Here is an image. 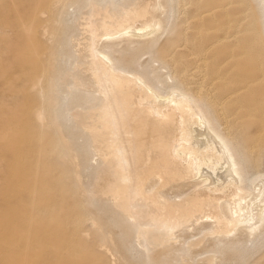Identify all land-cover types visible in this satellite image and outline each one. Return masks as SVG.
Wrapping results in <instances>:
<instances>
[{
	"label": "rangeland",
	"instance_id": "rangeland-1",
	"mask_svg": "<svg viewBox=\"0 0 264 264\" xmlns=\"http://www.w3.org/2000/svg\"><path fill=\"white\" fill-rule=\"evenodd\" d=\"M135 4L0 0V264H209L211 257L213 264H264V224L254 232L216 237L207 234L216 227L214 219L204 215L173 232L149 219L139 223L127 218L107 193L116 176L103 160L102 147L83 132L81 115L71 119L76 113L66 110L70 90L86 87L95 92L92 31L95 47L106 46L126 72L145 74L161 94L182 78L183 89L204 102L206 96L196 88L207 81L192 75L198 72L193 53L213 42L223 28L229 35L243 29L250 16L264 39L262 5L257 0H153L151 18L141 14L145 21L158 22L151 41L116 33L119 24L129 21ZM226 21L230 23L224 25ZM261 48L259 61L246 63L239 57L223 63L224 69L230 68L227 77L259 76L254 66L263 63L264 69ZM229 49L241 51L237 46ZM217 50L207 55L226 51L221 46ZM182 67L190 72L181 75ZM243 95L249 108L240 109L238 127L232 125L230 112L224 118L215 112V100L204 110L218 133L238 137L243 171L257 180L264 177V76ZM248 111L254 114L245 116ZM193 183H175L162 193L177 201L191 192ZM231 238L239 239L236 248L242 255L225 261L216 250L229 247L231 254L235 247L225 244Z\"/></svg>",
	"mask_w": 264,
	"mask_h": 264
},
{
	"label": "bare ground",
	"instance_id": "bare-ground-1",
	"mask_svg": "<svg viewBox=\"0 0 264 264\" xmlns=\"http://www.w3.org/2000/svg\"><path fill=\"white\" fill-rule=\"evenodd\" d=\"M257 1L262 5L264 16V0ZM152 3L153 0H136L129 21L123 27L119 24L116 33L154 41L158 22H147L141 17L146 13L147 19L151 18ZM228 23L230 21L224 25ZM229 33L223 28L213 35V42L196 48L193 53L192 61L198 72L192 75L198 73L207 81L197 82L196 89L206 96L202 102L183 89L185 80L182 78L177 79L176 87L169 93L161 94L158 87L146 80L145 74L126 72L124 66L115 64L106 52V46L95 47L96 34L92 31L91 65L95 92L86 87H80V92L70 90L66 96L71 94L72 97L66 110L67 114L69 110L76 113H72L71 119L81 115L79 121L83 132L102 147L103 160L116 176V180L107 186V193L127 218L139 223L149 219L153 225L170 232L193 219L198 223L202 217L212 218L216 227L207 234L216 237L225 234L227 237L241 230L254 232L264 224V177L255 180L243 171L238 137L227 139L218 133L204 110L211 100H215V112L223 118L224 112H230L232 125L238 127L239 111L248 106L243 93L251 83L264 76L263 63H259L260 68L254 66L260 73L255 79L245 80L240 75L227 77L230 68L224 69L223 63L239 57H244L246 63L259 61L260 47H264V39L252 16L243 29ZM220 46L226 50L224 55L219 52L207 55ZM236 46L240 52L229 49ZM188 71L186 67L178 70L181 75ZM255 94L256 91L251 95ZM197 101H201V105ZM233 104L236 106L232 107ZM251 114L254 113L248 111L244 115ZM39 117L44 118L42 111ZM188 180L194 183L186 197L177 201L164 197L163 188ZM141 231L145 236L146 229L141 227ZM226 241L225 244L235 247L231 254H227L229 247L216 250L222 257L225 255V261L238 258L236 253L242 255V250L236 248L239 239ZM197 243H191L190 247ZM213 261L211 257L209 264Z\"/></svg>",
	"mask_w": 264,
	"mask_h": 264
}]
</instances>
